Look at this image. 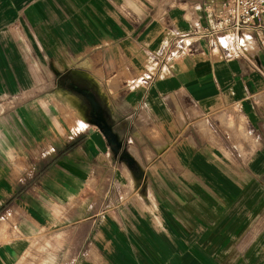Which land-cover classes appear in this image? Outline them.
<instances>
[{"label":"crops","instance_id":"obj_1","mask_svg":"<svg viewBox=\"0 0 264 264\" xmlns=\"http://www.w3.org/2000/svg\"><path fill=\"white\" fill-rule=\"evenodd\" d=\"M223 1L0 0V264H264V47L205 36Z\"/></svg>","mask_w":264,"mask_h":264},{"label":"built area","instance_id":"obj_2","mask_svg":"<svg viewBox=\"0 0 264 264\" xmlns=\"http://www.w3.org/2000/svg\"><path fill=\"white\" fill-rule=\"evenodd\" d=\"M245 32L259 33V43L264 47V0H225L216 12L215 24L205 36L223 35L226 41L234 46L236 40ZM237 52V51H236ZM188 53V49L180 45L176 49L168 50L166 59L179 57ZM239 53H237L238 55Z\"/></svg>","mask_w":264,"mask_h":264},{"label":"rangeland","instance_id":"obj_3","mask_svg":"<svg viewBox=\"0 0 264 264\" xmlns=\"http://www.w3.org/2000/svg\"><path fill=\"white\" fill-rule=\"evenodd\" d=\"M225 42H226L227 44H230V46H231V42H230L229 40H228V41L225 40Z\"/></svg>","mask_w":264,"mask_h":264}]
</instances>
